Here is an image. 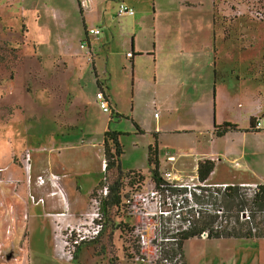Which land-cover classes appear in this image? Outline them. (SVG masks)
Masks as SVG:
<instances>
[{
    "label": "rangeland",
    "instance_id": "1",
    "mask_svg": "<svg viewBox=\"0 0 264 264\" xmlns=\"http://www.w3.org/2000/svg\"><path fill=\"white\" fill-rule=\"evenodd\" d=\"M83 1L85 0H80L82 12L86 9L83 6ZM92 1L96 10L87 15L85 12L83 16L78 0H0V133L2 135L0 164H8L9 172L17 174L19 171L15 166L19 165L22 156L30 151L32 153V183L31 186L27 184L25 198H28V194L31 192L35 194L36 198L44 197L46 203L47 193L54 189L56 192L61 189L68 197L63 180L66 179L70 189H72L75 180L77 186L74 194L81 198L84 205V209H82L87 213L92 210L88 200L90 189L97 185L105 175L102 170V161L105 158L103 138L107 129L121 134L120 141L124 148L121 166L124 170L142 169L147 171L149 168L148 151L149 146L155 141V134L145 127L154 126L156 123L151 114L142 108V97L139 96V92L142 94V85L138 84V92L134 97V71L131 68V60L127 57V52L131 51L129 48L131 43L130 41L129 44L126 42L127 35L134 32H137V37L141 38L140 32L144 27L142 17L146 19L151 16L153 20L156 14L157 18L163 20L158 21L161 32L168 33L171 38L172 34L176 32L180 36V33L175 29L177 25L174 19L192 15L196 18L193 24L196 46L197 43L202 42V31L208 27L206 17L209 16L208 11H210L216 28V35L213 30L211 33L209 30L210 47L213 49V53L215 52L214 39L216 38L217 41L223 33L227 38L221 36L219 38L222 55L220 54L219 60L217 59L216 76L214 64L211 69L212 103L215 101L214 87L215 89L219 88L222 82L226 81L224 83L228 87L226 89L228 99L231 96L230 93L236 91L234 89L236 85L233 84L236 79L235 73H242V76L245 77L244 88H242L244 91L251 92L256 88L264 90V82L257 87V83L251 80L253 75L252 60H263L262 56L264 55V0H188L192 3L196 2V4L200 2V4H185L181 5L180 9L171 7L177 6L182 0H137L141 3L133 2L130 5L135 10L134 15L119 14V6L123 0ZM154 5L156 13H154ZM161 6L168 8L161 9ZM51 8L57 9L60 14H63L67 27L63 30L67 40L74 47L79 48L80 41L83 40L86 48H90L85 33L84 18L89 20L88 24L93 23L102 28V34L99 35L100 41L91 38L94 51L95 47L99 49L98 43L102 40L112 38L105 46L109 50L100 52L96 57V64L102 78L100 82L103 85L107 84L111 89L112 103L115 104L114 107L119 112V116H117V112L114 111L115 113L112 115L114 119L111 120V123H109V113L104 112L100 106L87 104L84 109L83 101L76 100L75 103H69L70 92L82 99L96 96V92L99 90L98 78L91 61L96 53L94 52V55L88 53V56L77 55L73 61L77 64L78 71L67 69L65 62H68L60 55L63 41L57 31L59 24L55 15L58 18L59 16ZM103 12H106V16L101 19ZM164 22L167 24H163ZM59 29L62 30V27L59 26ZM237 36L244 39H237ZM240 43L246 49L241 50ZM82 51L84 54L86 53L85 50ZM235 65L240 68L233 71ZM70 66L73 67V64L71 63ZM254 70V73H257V69ZM223 74H226L227 78ZM237 86L239 89L240 84ZM236 103L237 100H235ZM249 111H251L250 105H245L239 110L229 107L226 118L237 122L240 127H246L249 125ZM154 112L159 115L163 110L156 109ZM210 120L212 125L216 123L214 110ZM193 121L195 118L190 116L175 117L167 124L162 125V128L185 127L191 125ZM137 127L144 132H139ZM160 135L158 149L164 161L168 153H176V147H169L171 146L168 142L170 134L161 133ZM260 137H264V132ZM241 142H245L244 137ZM54 144L57 147H50ZM256 144L263 147L261 156L247 150V154L244 156L247 163L242 161L243 165L246 164L256 173L243 168L235 170L228 166L229 163H232L236 165L235 167H239L238 161L233 160L229 163L223 162L217 175L220 177L236 175L240 180L248 182L250 187L255 188V184L264 179V139L258 141L249 135L246 144H244L248 147ZM60 145L61 147H59ZM180 145L182 150H185L184 152L196 154L197 147L190 145L189 141L182 142ZM59 148H62L61 155L58 154ZM47 155H51L53 164L38 168L41 158L47 159ZM11 158L16 165L10 163ZM24 164L22 165L23 173L18 177L21 180L18 185L23 182L25 177ZM178 169L180 173L171 167V163L164 162L161 173L163 175L166 171H172L177 174L173 182L181 185L179 187H188V192L200 184L197 177H193V167L189 163L185 166L179 165ZM107 171L108 181L113 183L116 170ZM50 174L60 177L58 184L54 187L49 181L42 186L36 183L38 175L48 177ZM146 177L147 180L140 188L142 192L150 191L154 186L148 179L149 176ZM209 182L212 185L219 184L214 181ZM234 182L236 181L234 180ZM197 192L199 191L197 190ZM171 195H173L170 200L171 204H164V198L160 196L161 208L160 206L156 207L152 201L145 211L149 213H142V221L129 214L122 215L121 220L138 223L142 233L148 239H153V232L158 226L157 241L165 243L166 240L161 237L164 233L166 234V230L176 233V229L180 225L177 218L178 205L174 202L181 201L185 197L182 193ZM160 209L167 211L168 214L160 213ZM41 210L40 206L30 208L32 215L29 222V238L33 250L30 264H151L149 260L157 259L160 256L154 255V247H151L152 251L145 249V252L143 250L139 252L148 260H142L137 255L132 259L130 257L134 256L132 250L124 252L120 230L117 229L121 220L115 216L114 209H112L110 215L106 217V225L99 236L82 244L75 259L68 258L65 252L67 250L65 249V236L69 227L74 224L70 223L57 230L60 234L56 251L54 244L51 245L50 236L52 233L48 226V222L51 223V220L48 217L47 219L42 212L40 213ZM37 213H39L37 218L32 221V216ZM81 219V223H86L85 216H82ZM137 233L135 230L132 232L134 239L138 237ZM209 241L202 237L186 240L184 243L186 259H208L210 257L224 259V261L227 259H253L254 255L258 253L264 259L263 243L259 244L256 241L238 243L236 239ZM62 253L63 257L60 256ZM162 262L168 264V261L163 260Z\"/></svg>",
    "mask_w": 264,
    "mask_h": 264
},
{
    "label": "crops",
    "instance_id": "2",
    "mask_svg": "<svg viewBox=\"0 0 264 264\" xmlns=\"http://www.w3.org/2000/svg\"><path fill=\"white\" fill-rule=\"evenodd\" d=\"M90 1V5L86 7L85 11L81 12L84 16L89 12H93L95 7L93 6V1ZM124 3L129 6L133 4V2L141 3L137 0H123ZM195 3V4H194ZM190 2L188 0H182L178 3L177 6L171 7L172 9H180L181 5H198L200 2L196 4V2ZM80 8V7H79ZM168 8L167 6H161V9ZM58 13L59 18L55 15L56 21L59 26L62 27V30L57 27V31L59 32V37L63 41V45L60 47V55L64 57L68 63L65 62V66L67 69H74L78 71V66L73 61L77 55H94V59L91 60L93 62L94 72L96 73L97 80L100 82L102 79L99 73L98 66L96 64V57L100 54V52L108 51L105 46L108 45L112 38L107 40L104 39L99 44V49L95 47V51L92 49L93 40L100 41L99 35L102 34V28L100 26H96L93 23L88 24L84 18L85 25V33L88 39V45L90 48L82 47L83 40L80 41V47H74L67 40L64 32V28L66 27V20L64 19L63 14L57 9L51 8ZM156 6L154 5V13H156ZM106 12H103L102 18L106 16ZM135 14V13H134ZM132 14V15H134ZM210 11H208V15L206 17L208 23V27L206 30L202 31V42L197 43L195 46L194 43V35L195 27L193 26L195 19L192 15L190 16H181L177 19H174L177 27L176 31L180 33V36L176 33H173L171 38L170 35L166 32H161L160 27L158 26V21H163L161 18H157L156 14L153 17L151 16L142 17V30L140 32L141 38L137 37V32L132 34H128L126 38V42L131 46L129 48L131 51L127 52V57L131 60V68L134 71V97L136 92H138V84L142 85V94L139 92L140 98L142 97V108L146 109L148 113L151 114L155 121L154 126H146L145 129H150V131L158 134V144L159 139L161 137V133L170 134V138L168 142L171 146L176 147L175 161H168L167 156L163 161V157L160 156L161 164L164 162L170 164L171 167L174 168L178 173L180 170L178 169L179 165H186L189 163L192 169V175L194 178L197 177V165L200 159L210 158L215 159L216 167L215 170L211 173L208 178L209 181H214L219 184H227V183H247L240 180L236 175L231 177H220L218 176V169L221 167V164L224 162L229 163V161H238L239 167H235L236 165L229 163L228 166L234 168H243L249 170L251 172L256 173L252 168L248 167L246 164L243 165L242 161L247 163L246 158L244 156L247 154V150L251 152L258 153V156H261L263 153V147H260L259 144L248 147L246 141L250 136L255 138V140L260 141L264 139V137H260L264 130L262 131H250V120L252 118L264 120V90L263 88L253 89L251 92L244 91L242 88L245 83V77L242 76V73H235L234 77H236L233 84L236 85L234 89L236 91L230 93V97L228 99L226 89V81L220 84V87L215 89L213 96H215V101L212 103L211 98V69L214 64V74H217V62L219 60L221 54L220 48V36L216 41L214 39V53L213 49L210 47V37L209 30H213L216 35V28L214 24V19L210 15ZM131 15V14H130ZM159 15V14H158ZM205 22V21H204ZM263 22V21H262ZM57 24V25H58ZM163 24H167L164 22ZM98 27L100 28V33L98 35L91 34L88 32L90 28ZM46 30H49L46 28ZM50 31V30H49ZM46 34H48L45 31ZM225 39V34L221 36ZM131 39V40H130ZM230 39V38H229ZM237 39L243 40V37L237 36ZM193 41V42H192ZM100 46L103 48H100ZM240 43L241 50L246 48L243 47ZM246 46V45H245ZM91 49V51H90ZM82 50H85L84 54ZM132 52V56H128V53ZM55 54H57L54 51ZM89 53V54H88ZM242 53V52H241ZM59 55V56H60ZM222 55V54H221ZM263 60H252L253 66V75L251 76V80L257 83L258 85L264 82V55L262 56ZM89 58V57H88ZM218 59V60H217ZM72 60V62H71ZM90 60V59H89ZM73 67L70 66L71 63ZM240 67L234 66V70L236 71ZM254 69H257V73H254ZM81 70V69H80ZM216 76V75H215ZM226 77V74H223ZM227 78V77H226ZM133 82V80H132ZM237 82L240 84V88L237 89ZM103 84V83H102ZM216 86V85H215ZM219 86V84H218ZM103 89H98L96 92V96L94 97H86L82 99V97L77 96L76 94L70 92L68 96L69 103H75L76 100L83 101L82 104H94L95 106H100L97 100V93L99 91H103L105 95L108 97L112 108L117 114H119L118 110L115 109L112 103L111 97V89L107 84L102 85ZM60 98L62 96H59ZM82 99V100H81ZM235 100L237 103L235 104ZM99 104V105H98ZM92 105V106H94ZM245 105L251 106V111H249V125L246 127H240L237 122H234L228 118H226V113L229 107L233 109L243 108ZM91 106V107H92ZM101 107V106H100ZM102 109V108H101ZM156 109L163 110L162 114L157 115L154 112ZM103 110V109H102ZM214 110L216 115V123L222 124L224 122H231L236 124L240 130H233L227 132L223 136H216L213 134L214 123L211 124V114ZM227 110V111H225ZM225 111V113H224ZM105 112V111H104ZM114 112V113H115ZM109 113V123L114 118L112 117V113ZM161 113V112H160ZM157 115V116H156ZM194 117L195 121L192 122L189 126H179L173 128H162V125L167 124L175 117ZM156 131V132H155ZM255 136V137H254ZM244 137L245 142H241ZM261 138V139H258ZM2 135L0 133V147L2 142ZM190 145L197 147L196 154L192 155V153L184 152L181 147L182 142H188ZM90 144V143H89ZM84 145V144H83ZM88 145V144H87ZM47 146V145H46ZM49 147V146H48ZM50 147H57V145H52ZM61 147V145L59 146ZM13 149V148H12ZM41 150V149H40ZM39 150V152H41ZM12 151V150H11ZM43 151V150H42ZM62 148H59L58 154L61 155ZM30 152V151H29ZM31 153V152H30ZM255 153H252L255 155ZM32 156V153H31ZM48 158H41L42 164H38V168H43L48 165L53 164V159L51 155H47ZM193 157V159H192ZM253 157V156H251ZM10 163L12 165H16L14 163L13 158L10 159ZM9 163V164H10ZM24 164V156H22L19 161V165H16L15 168L19 171L17 174L13 172H9L8 164H0V167H4L3 171V179L4 181L0 183V238L3 240L5 249L10 251L14 247L18 248L22 246V251L16 260H2L0 264H30L31 263V253L32 247L30 242V230H29V222L31 219L30 208L32 207H41L42 212L45 217L50 218L48 222L49 230L52 233L50 238L52 239V244L57 251V243L59 241V230L60 228L66 227L68 224L72 223L74 225L80 224L82 219L81 217L86 215V211H83V203L81 202V198L76 196L74 192L76 191L77 181L74 180L72 189L68 188L66 179L63 180L64 189L66 188L68 197L65 194V203L61 200V198L57 195L55 189L48 192L46 195V203L45 204H32L29 200L25 201L21 198V196L26 197L28 186L26 183L22 182L17 185L13 180L18 179L21 176L23 165ZM63 168V167H62ZM223 168V167H222ZM103 170V168H102ZM130 170V169H129ZM8 172V173H7ZM174 173V172H173ZM76 174V173H75ZM233 174V173H232ZM177 175V174H176ZM69 176V175H68ZM67 176V177H68ZM66 177V178H67ZM234 180L236 182H234ZM100 182V181H99ZM98 182V183H99ZM264 182V179L263 181ZM258 182V183H262ZM218 184V185H219ZM98 185V184H97ZM94 185L93 188L90 189V194L88 197L89 205L91 204V192L97 187ZM82 189V187H81ZM68 200V201H67ZM83 208V209H82ZM67 211L65 215H58L59 212ZM25 214H28L27 218ZM39 213L32 216V221L34 218H37ZM47 218V219H48ZM31 226L34 229L33 224ZM9 230L10 232L6 233ZM49 238V240H50ZM196 238V237H195ZM202 238H207L205 235ZM210 241L219 240V239H236L238 243H248V242H258L259 244H264V238H207ZM209 241V242H210ZM63 246V243H62ZM62 250V249H61ZM185 252V251H184ZM63 257V253L60 254ZM241 262V263H240ZM264 264V259H262V255L260 253L254 255L253 259H214L210 257L208 259H186V264Z\"/></svg>",
    "mask_w": 264,
    "mask_h": 264
},
{
    "label": "trees",
    "instance_id": "3",
    "mask_svg": "<svg viewBox=\"0 0 264 264\" xmlns=\"http://www.w3.org/2000/svg\"><path fill=\"white\" fill-rule=\"evenodd\" d=\"M78 5L81 9L80 0H78ZM97 84L100 90L103 89L101 82L98 81ZM116 115L119 116L117 113ZM255 125L256 119L252 118L248 130L257 132L258 129L255 128ZM137 128L139 132H144L141 128ZM233 130L240 129L231 122L214 123L213 134L220 137ZM154 134L155 141L149 146L148 151V170H124L121 166V156L124 153L120 141L121 134L110 129L105 131L103 138L104 160L106 161V168L103 172L105 175L90 195L92 198L104 187L108 189V194L101 203L104 218L103 229L106 225V217L110 215L112 209H114L115 216L119 220H121L122 215L129 214L125 207V199L142 188L148 175L152 184L165 196H173L171 195L173 193L185 195L181 201H178L179 204L174 202L178 205L177 218L180 225H178L176 233L172 230H166V234L162 235L166 242L161 244L160 259L150 261L151 264H162L163 260L169 261L170 264H186L184 243L186 240L195 237L205 235L210 239L223 237L264 238V182L256 183L255 188L250 187L247 183L212 185L208 182V178L215 170L216 160L204 158L200 159L197 165V179L200 184L188 192V187L175 186L163 178L158 136L157 133ZM110 169L116 170L113 183L108 181L107 170ZM130 224L131 222L121 220L117 229L120 230L124 252L132 250L134 256L128 255L134 259L136 255L141 257L140 246L137 238L134 239L132 236L133 229ZM89 241H83L76 245L72 253L73 259L76 258L81 245ZM142 260L148 259L142 256Z\"/></svg>",
    "mask_w": 264,
    "mask_h": 264
},
{
    "label": "built area",
    "instance_id": "4",
    "mask_svg": "<svg viewBox=\"0 0 264 264\" xmlns=\"http://www.w3.org/2000/svg\"><path fill=\"white\" fill-rule=\"evenodd\" d=\"M90 5V1L89 0H85L83 1V6L86 8ZM135 10L133 7L127 5L126 3L122 2L119 6V14H134ZM89 33L91 34H95L98 35L100 33V28L98 27H94V28H90L88 30ZM82 47H85V44L82 43ZM132 52L128 53V56H132ZM97 100L101 106V108L103 109V111L105 112H110L113 113L114 109L111 106V103L108 99V97L105 95V93L103 91H99L97 93ZM255 128L258 130H263L264 129V120H262L261 118L256 120V125ZM24 159H25V177L23 182H25L26 184H28L29 186H31L32 183V156L31 153L29 151H27L24 155ZM167 160L168 161H175L176 157L173 155H168L167 156ZM102 168L103 170L106 168V161L103 160L102 161ZM4 167H0V183H2L4 181L3 179V171H4ZM177 177L176 174H174L172 171H166L163 174V178L170 182L173 183V185L175 186H181L178 183L173 182V180ZM59 175H53L50 174L48 177H45L44 175H38L36 177V183L39 186L42 185H46V183L49 181L51 182V185L54 187V185L58 184V180H59ZM21 180L16 179L13 180V182H16V184L18 185V183ZM56 191V190H55ZM57 195L61 198V200L64 202L65 201V194L64 192H62L61 189L58 190V192H56ZM108 194V189L107 187H104L102 190H100L96 195H94L91 198V211L86 213L85 217L86 223H80L78 225H71L68 229V232L66 234V239H65V252L68 256V258H73L72 253L76 247V245L81 244L83 241H88L91 239H94L95 237H97L104 226V218H103V212H102V199ZM160 196H163V200H164V204H171V196H165L155 185L153 187H151L150 191L147 192H142V189L140 190H136L135 192H133L132 194H130L126 199H125V207L127 212L129 213L130 216H132L133 218L137 217L138 219H140L142 221V213H146L148 214L149 212H145L148 209V205H150V203L153 201V204H155V206H162V202L160 200ZM22 199H24L25 201H30L32 204H45V198L44 197H37L35 196V194H32L31 192L28 194V198H25L23 196H21ZM65 203V202H64ZM179 204V202H177ZM161 210V209H160ZM67 212L63 211V212H59L58 215L62 216L65 215ZM160 213L163 214H168L167 211H163L161 210ZM166 214V215H167ZM28 214H25V217L27 218ZM86 224V225H84ZM131 228L133 229L132 232L135 230L137 233V240H138V244L140 246V250L142 252V250L144 251L145 249H151V247H154L153 252L155 256H159L162 246H161V242H158V226L155 228L154 230V235H153V239L151 238H147L145 234L142 233V230L139 227V224L136 222H132L131 223ZM178 228V227H177ZM158 229V230H157ZM177 231V229H176ZM10 232L9 230L6 231V233ZM162 238V237H161ZM163 240V239H161ZM20 251H22V246L16 248L14 247L13 249H11L10 251L5 249V245L3 240L0 238V262L2 260H16L18 259V256L20 254ZM145 252V251H144ZM10 256V257H9ZM139 258H142L139 257ZM144 258L146 259V256H144ZM157 259H160V256L157 257ZM157 259H153V260H157ZM149 261H152L149 260ZM166 261V260H165ZM168 264H170V262H167ZM163 264V263H162Z\"/></svg>",
    "mask_w": 264,
    "mask_h": 264
},
{
    "label": "water",
    "instance_id": "5",
    "mask_svg": "<svg viewBox=\"0 0 264 264\" xmlns=\"http://www.w3.org/2000/svg\"><path fill=\"white\" fill-rule=\"evenodd\" d=\"M10 257V256H9Z\"/></svg>",
    "mask_w": 264,
    "mask_h": 264
}]
</instances>
